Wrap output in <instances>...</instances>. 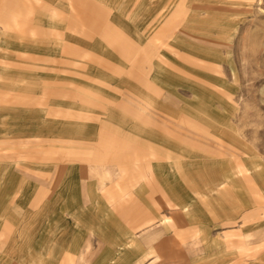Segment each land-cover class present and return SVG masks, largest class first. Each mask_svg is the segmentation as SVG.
Returning <instances> with one entry per match:
<instances>
[{
    "label": "rangeland",
    "instance_id": "obj_1",
    "mask_svg": "<svg viewBox=\"0 0 264 264\" xmlns=\"http://www.w3.org/2000/svg\"><path fill=\"white\" fill-rule=\"evenodd\" d=\"M9 1L19 9L0 2V264H63L67 254L92 264L104 243L66 217L75 202L63 186L77 171L78 207L90 209L92 194L110 196L143 164L156 218L141 232L147 257L129 264H264V0H89L106 11L95 32L71 0ZM140 117L147 161L95 157L100 133L135 142ZM181 120L197 129L171 124ZM112 203L95 220L114 233ZM186 203L193 214L178 220ZM163 245L184 257L156 258Z\"/></svg>",
    "mask_w": 264,
    "mask_h": 264
},
{
    "label": "crops",
    "instance_id": "obj_2",
    "mask_svg": "<svg viewBox=\"0 0 264 264\" xmlns=\"http://www.w3.org/2000/svg\"><path fill=\"white\" fill-rule=\"evenodd\" d=\"M0 2H2V7L4 12L6 11L11 12L19 9L18 4L14 1L0 0ZM71 2L73 3V10H74L73 18L84 25L87 26L90 25L91 29L93 28V32H95L104 24V20L106 18V11L104 9L95 5L93 2L89 0H71ZM192 6L194 8L195 4L190 5V10H192ZM167 11L168 10H166V12ZM18 26H19L18 23L15 20H13L11 25L9 24L5 25L4 29L11 30L12 28ZM137 65H138L137 66L138 69H142V67L145 66V65L142 66L141 64H137ZM132 75L139 83L147 84L146 79H144V77L141 76V74L139 73L137 74L136 72L132 71ZM140 107L143 108L142 106ZM143 113L144 111H142L141 115ZM142 118L146 119L144 117H140L141 120ZM142 121L143 122L141 123H143V127H139V129L141 130L138 132V137H134L135 142H132L133 138L130 141H128L127 139L123 140L117 138L114 134H111L110 132L100 133L98 136L99 137L98 147L96 150H94L95 157L98 160L106 158L110 161H123L126 163H133V162L141 163L142 161H147L148 159L147 158L148 131L146 128L147 120L145 121L142 120ZM171 124L173 126H179V127L182 126L183 128L187 127L188 128L187 130L195 131L197 129L196 126L192 125L191 123L185 120L176 121L175 123L172 122ZM161 131H163V129ZM155 145L157 147H160V149H164L163 139L159 138L157 140V143H155ZM172 153L173 151H171V155ZM143 166L144 164L142 166L140 165V169H138L139 167H136L137 170L128 169V168L125 169L127 176L123 181H121L120 186L115 185L114 187H110V191H108L110 196L108 195V197H103L101 199L100 197L98 198L92 194L91 196L92 207L90 209L88 207L86 208H83L81 206L78 207V200H79L78 195L80 194L79 185L81 181L77 171L75 173L72 172V174H76V175L74 176H71L72 174L69 175L71 177H69V180H67V183H65V185L63 186V192L60 193L63 196H65V199L63 200L72 203L75 202L73 208L66 209L67 210L66 217L76 220L77 223L74 224H77L78 226L79 225L87 226V228H89V230L94 235L97 236L98 240L104 243L102 246L103 248L101 250H98L93 255H91L93 258H96V261H93L92 264H129L136 257H144V256L147 257L148 255L146 251L147 244L145 243V248H142L140 244H142V240H146L145 238H147L149 235L146 232L145 233H141V232L145 231L149 224L151 225L152 220L154 219V217L156 218V216H154L153 214H149L147 210L146 193L148 190V181H147L148 172L146 165L144 167ZM94 171H96L95 168L94 169L87 168V170H85V173L92 175ZM159 176L161 177V181H166L168 178V176H165L166 177L165 178L164 175L161 174H159ZM134 184L135 185L138 184V188L136 189L135 195H131V194L129 195L125 191L127 190L126 187H129ZM153 185H151L152 193L161 194L163 192L161 190L162 187H158V185L155 184ZM94 186H95L94 184L93 185L91 184V186L88 187L95 190L96 187ZM96 191L98 192L99 188H97ZM30 193L31 192L29 188L23 197L24 201H28L30 199ZM92 193L96 194V192L94 191ZM122 194L128 195V197L123 196ZM107 200H109V202H113L112 204H110V207L112 208L110 209L111 211L109 212V214L112 218L109 224L111 225L113 222L112 225L115 226L114 233L111 230L106 229L105 227L106 224H104L103 222L100 223L99 221L95 220L100 216L99 206L101 204V201H107ZM165 203L168 204L169 201ZM94 205H97V207H94ZM171 205L172 207L175 206L172 203ZM177 207H179L178 204ZM182 207L184 208V211L179 212L177 214L178 220H180L184 216L189 217L193 214V212H191L190 210L192 208L191 203H186ZM104 215L107 214L104 213ZM80 218L85 220V222L82 221L81 223H79L78 220ZM66 224H69V222L67 221ZM137 229L139 230L137 231ZM139 232L140 234H138ZM159 232L160 230L157 229H152L150 231L151 234L153 233L157 234ZM204 240L207 239L204 238ZM138 244H139V248L137 247ZM178 246L182 248L180 244H178ZM180 248L177 250V253L173 255V253L168 252V247L163 245L161 246L160 254L157 253L156 258L159 259L161 257L170 258V259L175 258L174 259L175 261H179L184 257V253L181 252L182 249ZM137 249L139 250V252H137ZM65 257L68 259L69 257H73V255L67 254L65 255ZM67 259L63 262V264H68V262H66ZM167 264H173V262H169ZM192 264H196V263H192Z\"/></svg>",
    "mask_w": 264,
    "mask_h": 264
}]
</instances>
